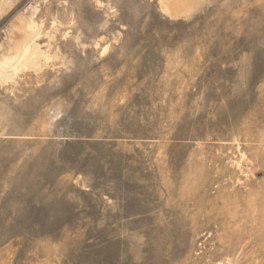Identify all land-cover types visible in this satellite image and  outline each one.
<instances>
[{
    "label": "rangeland",
    "instance_id": "obj_1",
    "mask_svg": "<svg viewBox=\"0 0 264 264\" xmlns=\"http://www.w3.org/2000/svg\"><path fill=\"white\" fill-rule=\"evenodd\" d=\"M4 6L59 54L0 83V264H264V0Z\"/></svg>",
    "mask_w": 264,
    "mask_h": 264
},
{
    "label": "bare ground",
    "instance_id": "obj_2",
    "mask_svg": "<svg viewBox=\"0 0 264 264\" xmlns=\"http://www.w3.org/2000/svg\"><path fill=\"white\" fill-rule=\"evenodd\" d=\"M9 2L10 0H0V12H4V5ZM168 6L162 4V9L167 13L171 11ZM43 33V21L37 20L34 15L22 16L6 29V43L4 46L0 45V83L14 81L21 72L26 70L37 73L44 64L55 59V55L59 54L58 46L56 48L52 43L56 29L46 33L50 42L44 45L40 41Z\"/></svg>",
    "mask_w": 264,
    "mask_h": 264
}]
</instances>
